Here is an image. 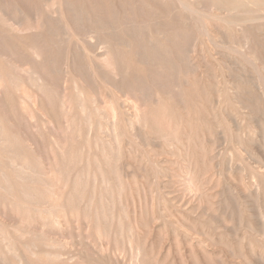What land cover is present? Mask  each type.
<instances>
[{"label": "rangeland", "instance_id": "374dc122", "mask_svg": "<svg viewBox=\"0 0 264 264\" xmlns=\"http://www.w3.org/2000/svg\"><path fill=\"white\" fill-rule=\"evenodd\" d=\"M48 2L0 0V17L28 27L18 32L0 23L6 56L0 63L22 88L0 82V118L37 168L51 172L45 176L51 182L71 168L60 164L55 140L84 158L88 149L94 158L96 145L106 147L114 222L98 233L96 218L83 211L86 200L67 204L59 224L28 220L23 224L29 223L31 235L17 244L43 237L51 244L38 243L43 252L62 255L47 262L27 257L25 264H264V90L254 87L264 88V21L230 27L212 16L189 19L175 0H58L55 9L62 5V11L56 15ZM197 3L220 13L209 0ZM86 12L96 15L90 19ZM102 16L119 22L129 17L128 25L116 27L122 39L117 46L133 43L132 51L124 48L129 68L117 76L99 62L106 52L100 39L105 31H95ZM170 29L172 35L164 34ZM155 42L164 46L155 58L141 55ZM40 44L45 54L39 60L31 46ZM68 54L71 72L64 63ZM32 67L51 88L34 86L27 73ZM75 80L86 87L85 97ZM65 95L73 105L72 125L61 105ZM136 105L155 112L148 126L130 124ZM0 209L7 229L21 224L22 214Z\"/></svg>", "mask_w": 264, "mask_h": 264}, {"label": "bare ground", "instance_id": "6f19581e", "mask_svg": "<svg viewBox=\"0 0 264 264\" xmlns=\"http://www.w3.org/2000/svg\"><path fill=\"white\" fill-rule=\"evenodd\" d=\"M57 1L58 0H49V2L47 4H45V5H47V8L50 11L52 10L51 12L55 15L57 13H59L60 10L62 11V5L58 9H55L57 7L56 6ZM175 1H177L179 3L180 7L183 10V13L189 19L196 14L197 15H203V16H212V17L217 18L218 20L222 21L224 24L229 25L230 27L233 25L243 24L245 22H250V21H264V0H209L210 2H212L211 6L214 7V9L217 8L220 11V13H212V12L206 10L205 8H203V6L200 3H197V1H199V0H175ZM152 3H153V0H152ZM12 4H14V3H12ZM78 4H79V2H78ZM78 7L80 8L79 11L84 12L83 11V4L82 5L79 4ZM207 8L209 10L211 9L209 7H207ZM2 10L3 9L0 7V11H2ZM211 10L213 11V8ZM86 13L89 15L90 19L96 15L92 12H91L92 15L90 12H86ZM4 15L0 17V23L2 25L3 24L7 25L10 29H14L18 32H23L24 30L28 29V27L24 26L22 23L17 22L15 20L11 21V18L5 17ZM83 15L84 14H82L81 17H83ZM98 20L102 21V23L99 25V27L95 31L96 32H98V30H99V32H100V30L105 31L104 37L101 36L100 39L103 43L106 44V52L99 59L101 66L106 68L107 71L113 76H117V75H120L121 73L127 72V69L129 68V62H130L129 59H131L129 57V55H131V54L128 55L129 51L126 53L124 48L125 47H127V48L131 47L132 48L133 43L130 39L124 40L125 39L124 38L123 39L124 40L123 45L125 47L123 48L122 46L121 47L117 46V42L119 43V40H121L120 43H122V39H119L118 33L116 32V27L121 28L124 24L128 25L129 17H126L121 22H119V20H115L114 16L111 18H109V16L107 18H103V16H102L100 19H97V21ZM117 22H119V25H117ZM67 25H69V24H67ZM123 30H125V29H123ZM165 33L166 34L170 33L171 35L173 34L172 29L166 30L164 32V34ZM150 38H151V36H150ZM120 43H119V45H120ZM142 45L143 44H141V46ZM163 47L164 46H162L159 42H155L152 47L147 46V48H146V46L145 47L143 46V49L144 48H146V49L144 50L145 53L144 54L142 53L141 55L151 57V56H148L151 53V54H153V58H155V54L156 55L158 54L157 50H159ZM131 51H132V49H131ZM131 51H130V53H131ZM31 52H32L33 56H35L36 58H38L40 60L41 58H43V56L45 54V47L42 46L41 44L40 45H33V46H31ZM0 55L3 56L4 54H2L0 52ZM64 63H65V69L67 72H71L74 70V68H73L74 63L71 61L70 55H69V57L66 56V60H64ZM18 65H17V68H20V66H18ZM5 68H3L2 63H0V82L5 83L6 81H9L15 90L22 89L21 88V82H20L21 79H19V77L17 75H12L11 73L7 72V70ZM23 69L25 70L24 67H23ZM122 71H124V72H122ZM27 73H28L30 79L35 84V85L34 84L33 85L39 88L38 90H44L45 91V90L51 88V87H49V83L46 81L44 74L39 69L33 68V67L29 68V69H27ZM83 80H84V78H83ZM32 81H30V83H32ZM82 83L83 82H81V84ZM218 83H220V82H218ZM218 83H216V86H214V87H215L216 93L218 95H221L219 93L222 90V87H220V85H218ZM81 84L79 82H77V80H75L74 87L76 88L78 95L85 97L84 96L85 95L84 89H86V87L85 88H84V86L82 87ZM255 86H256L257 90H259V91L264 90V88H262L263 86L259 83L257 85L255 83L254 87ZM208 90H210V89H208ZM241 91H243V90H241ZM32 98L33 97H31V100H32ZM129 104H131V103H129ZM61 105H62L63 110H64L65 115H66V119H67L66 121H70L68 123V125H69V124H71V121H73L74 119L72 118L73 115L71 114L72 109H73V105H72L70 99L67 98V95H65L61 98ZM160 108H163V105H161ZM80 109H81V112L86 111L85 102H81ZM159 113H161V112H159ZM154 116H155V112H153L152 110L151 111L147 110V109L145 110V109L141 108L139 105H136L133 113L130 115V124L137 125L139 127H144L145 125L148 126V124H147L148 121H150L152 118H154ZM155 118H156V116H155ZM86 119L88 122V127L91 128V126L93 124V119H94L93 115L92 114L88 115V117H86ZM2 120L3 119L0 118V208L1 207L4 208L5 206H9V207H11L12 210L16 211L17 213L22 214L21 215L22 218H21V224L20 225H17L16 227L12 226V227H14L12 229L13 231L7 229V227L0 220V264H25L27 257H29V258L33 257V258H31L32 260L36 259L39 262L60 260L62 254L56 253L57 251L56 252H52V251L43 252L40 249L39 244L48 243L47 238L42 237L40 240L38 239L39 242L38 241L37 242L32 241L31 243L24 242V244H23L24 248L22 247V245L17 244V242H19L20 239H19V241H17L16 239L18 237L19 238L21 237V239L23 241V238L30 237L29 235H31V230L28 227L29 223L27 225L23 224L25 222L27 223L28 220L29 221L30 220L38 221V222H41L43 225L61 223L63 220L62 215L64 216V214H62V211L65 210V207L67 206V204L71 207V205H72L71 203H73L74 201L75 202L77 201L78 204H80L83 201L85 203V200H86V208L84 207L85 210H83V211H86L85 213L87 215L92 214L93 219L96 218V220L98 222V224L96 222V226H97L96 230H98V233H100L101 231L106 233V231L111 228V223L114 222V220H113L114 215L112 216V214H114V212L112 211L113 209L110 208V203L113 204V202L111 201L112 199H110V198H112V196L110 195L111 192L108 190L109 189L108 186H109V182H110L109 178L107 177V169H110L109 168L110 156H109L108 149L102 145H101L102 147H99L98 145H96V148L98 149V153H97L98 155H96V156L94 155V158L91 157L90 149H88V154L85 157L86 162H84L83 167L78 169L77 167H78V165H80L83 162L84 156L83 157H82V155H81V157L76 156L73 149L68 147L69 145L67 146L66 144L61 143L58 140L56 141L54 139L55 143H56V145H57V147L61 153V159L59 161L60 164L61 165L66 164V162H68L69 163L68 165L69 166L71 165V168H70L68 173H66V174L63 173V176L60 172L59 178H57V176H56V178L54 177L55 179H57L59 181L54 179L56 182H54V180L51 182V180L53 178L50 180H49V178H47L49 180V181H47L45 176L48 175L49 170L43 171V169H42V171H41L40 169L37 168V165L34 163L35 160L32 162V160H30V157L27 156V153H25V150L22 149V147L20 145L21 142L19 141L18 136L13 131H11L9 128H7V126L3 123ZM115 125H116L115 122H113V126H115ZM66 128H68V127H66ZM74 128H75V126H74ZM167 132L170 133V131H167ZM78 135H79V133H78ZM166 135L167 134H165V136ZM113 136L115 137L114 134H113ZM167 139H169V138L167 137ZM114 142H115V140H114ZM69 143H71V142H69ZM117 146H118V144H117ZM54 161H56V159ZM49 173H51V172H49ZM115 175L116 174H114V176ZM114 176H113V178H114ZM89 183H93L92 187L94 189L92 188L93 190L91 191V193H89V195L90 194L91 195L89 196V198H87L84 195L87 194V190H88L87 186L89 185ZM42 186H44V187H42ZM67 186H70V187L68 188ZM97 186L99 187L98 190H97ZM65 187H67V188L65 189ZM67 189H69L68 192L66 191ZM47 192H49V193L52 192L51 196L49 193L46 195ZM84 193H86V194H84ZM84 203H82V204L84 205ZM67 208H68V206H67ZM109 208L111 209V212H113V213L108 212V210H110ZM0 212H1V209H0ZM0 215H1V213H0ZM90 216L91 215H89L88 217H90ZM6 218L8 219V217H6ZM102 222H104L105 225H103ZM108 222H109V224L107 225ZM99 227H101V228H99ZM108 227H109V229H108ZM47 228H48V226H47ZM110 232H111V230H110ZM19 244H21V242ZM49 244L50 243H48V245ZM54 246H55V243H54ZM21 247L23 249H21ZM12 258L16 261L14 262V260Z\"/></svg>", "mask_w": 264, "mask_h": 264}]
</instances>
